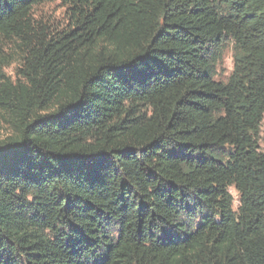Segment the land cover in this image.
<instances>
[{"label": "trees", "instance_id": "16d2710c", "mask_svg": "<svg viewBox=\"0 0 264 264\" xmlns=\"http://www.w3.org/2000/svg\"><path fill=\"white\" fill-rule=\"evenodd\" d=\"M49 1L0 0V264H264V0H60L53 34Z\"/></svg>", "mask_w": 264, "mask_h": 264}, {"label": "rangeland", "instance_id": "374dc122", "mask_svg": "<svg viewBox=\"0 0 264 264\" xmlns=\"http://www.w3.org/2000/svg\"><path fill=\"white\" fill-rule=\"evenodd\" d=\"M69 11L60 0H51L33 8L32 20L35 26L45 28L50 34L60 32L68 25ZM231 47L227 48L215 69V79L226 81L233 70ZM23 52L14 41H0V81L16 82L20 80L19 70L23 67ZM7 116L0 110V142L12 135ZM233 197V209L238 206V195L229 189Z\"/></svg>", "mask_w": 264, "mask_h": 264}]
</instances>
